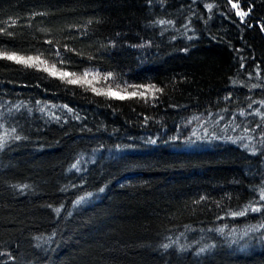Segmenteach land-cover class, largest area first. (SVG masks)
I'll return each instance as SVG.
<instances>
[{
  "label": "trees",
  "instance_id": "1",
  "mask_svg": "<svg viewBox=\"0 0 264 264\" xmlns=\"http://www.w3.org/2000/svg\"><path fill=\"white\" fill-rule=\"evenodd\" d=\"M262 29L264 0H0V264H264Z\"/></svg>",
  "mask_w": 264,
  "mask_h": 264
},
{
  "label": "snow or ice",
  "instance_id": "2",
  "mask_svg": "<svg viewBox=\"0 0 264 264\" xmlns=\"http://www.w3.org/2000/svg\"><path fill=\"white\" fill-rule=\"evenodd\" d=\"M233 7L235 8V7H237V5H236V4H233ZM237 14L240 15V16H244V15H246V13H243V12H238ZM161 23H163V21H161ZM262 30H264V29H262ZM5 58L8 59V60L16 61V62H18V63H27V61H32V60H33L32 57H28L27 60H25V58H23V57H17V56H14V55H9V56H7V57H5ZM36 59L39 60V58H36ZM53 67H54V66H53ZM70 75H73V74H71V73H67V72H62V73H61V76H62V77H68V76H70ZM68 82H69V83H77L76 80H69ZM144 91L147 92L148 89L146 88ZM155 91H161V89H155ZM108 94H109L110 96H113V97L116 98V99H126V98H128V97H126V96H124V95H121V94L118 93V92H112V91H110ZM137 94H138V93L133 92V93H131L130 95L134 97V96H136ZM139 95H140V96H143L144 93L141 92V93H139ZM261 199H264V194L261 195ZM258 210H259V209H255V208L252 209V211H258ZM57 211H58V210H57ZM244 214H245L244 212L234 213V215H237V216H242V215H244Z\"/></svg>",
  "mask_w": 264,
  "mask_h": 264
}]
</instances>
